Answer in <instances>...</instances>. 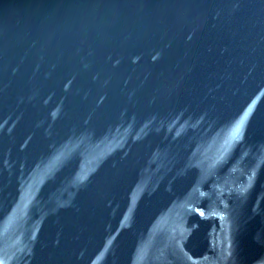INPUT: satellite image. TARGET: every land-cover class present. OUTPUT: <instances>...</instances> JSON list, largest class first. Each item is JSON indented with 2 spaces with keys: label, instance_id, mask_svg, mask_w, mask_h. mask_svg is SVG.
I'll list each match as a JSON object with an SVG mask.
<instances>
[{
  "label": "water",
  "instance_id": "obj_1",
  "mask_svg": "<svg viewBox=\"0 0 264 264\" xmlns=\"http://www.w3.org/2000/svg\"><path fill=\"white\" fill-rule=\"evenodd\" d=\"M0 264H264V0H0Z\"/></svg>",
  "mask_w": 264,
  "mask_h": 264
}]
</instances>
